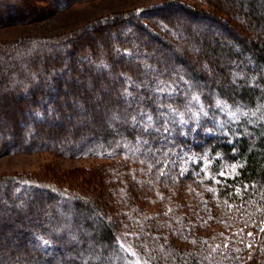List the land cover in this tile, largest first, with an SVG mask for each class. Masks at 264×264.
<instances>
[{
  "label": "trees",
  "instance_id": "trees-1",
  "mask_svg": "<svg viewBox=\"0 0 264 264\" xmlns=\"http://www.w3.org/2000/svg\"><path fill=\"white\" fill-rule=\"evenodd\" d=\"M34 1L0 0V27L43 15ZM198 1L211 12L181 3L187 21L166 27L150 10L0 42V154L109 162L82 179L0 176V264H264V0ZM167 104L187 123L169 113L164 134ZM141 108L160 131L131 123Z\"/></svg>",
  "mask_w": 264,
  "mask_h": 264
},
{
  "label": "rangeland",
  "instance_id": "rangeland-1",
  "mask_svg": "<svg viewBox=\"0 0 264 264\" xmlns=\"http://www.w3.org/2000/svg\"><path fill=\"white\" fill-rule=\"evenodd\" d=\"M69 2L63 9L54 12L48 5L46 6L47 2L44 3L41 0H37L35 3L41 7L42 11L40 14L43 15L26 20L28 22L23 24L11 23L1 26L0 42L10 43L29 38L41 40L43 38L70 35L85 27L93 26L103 19L111 20L125 16L130 18L135 14L143 15L150 10H154L150 13L151 17L158 21L161 26H165V21L169 19L178 18L181 22L187 21L184 11L178 7L181 3L192 6L197 12H211L212 10L209 5H205L198 0H74ZM158 14H161V21H159L160 15ZM190 22L191 25L201 23L197 18ZM230 22L232 23V21ZM144 25H149L148 20L145 19ZM200 25L202 27V24ZM93 35L91 32L89 37H93ZM144 36V39L147 40L148 34ZM174 51L177 53L182 50L177 48ZM204 51L199 48L195 53L187 51L185 52L186 55H184V52L180 53L185 58L190 57L193 59L197 56L200 59L205 56ZM155 54H158L157 57L162 55L161 53ZM124 61L127 62L126 60ZM98 112L102 111L98 110ZM92 114L94 117L97 116V112ZM100 164H109V162L87 157L65 158L49 151L0 154V176L35 174L42 176L46 180L65 181V172L69 176H80L82 179L90 173L91 168H95ZM113 174L115 175V171Z\"/></svg>",
  "mask_w": 264,
  "mask_h": 264
},
{
  "label": "snow or ice",
  "instance_id": "snow-or-ice-1",
  "mask_svg": "<svg viewBox=\"0 0 264 264\" xmlns=\"http://www.w3.org/2000/svg\"><path fill=\"white\" fill-rule=\"evenodd\" d=\"M180 79L183 80L184 78L180 77ZM184 82L188 83L187 81H184ZM126 83L132 84L133 82L131 81L130 78H127L126 79ZM135 86L136 87H140V85H138V84L135 85ZM189 90H191V85H189ZM153 91L155 93H157V94H163V93L166 92L167 95L171 96L175 92V88L171 84L164 85L162 81H157L156 86L153 89ZM123 94H124V96L126 98L131 96V93L128 92L127 89H125ZM192 102H196L197 104H199V95L198 94L193 93L191 95L190 100L188 101V104L186 105V111H188V112H190L192 114V119H197L198 120L199 119V115L201 113H203L204 115H207V113L204 111V107H203L202 104L200 105L199 112L193 111V109L191 107ZM220 105H221V102L218 100L217 101V106H220ZM159 107L160 108H165L166 107L167 110H168L167 113L164 112V111H159L158 112V115L160 117H164L165 118L164 125H163L164 134H167L170 131V129L168 128V120H167V116H168L169 113L178 118V120H173L172 121L173 123L178 122L181 125H184V124L187 123V121L184 119V113L177 111V109L173 108L171 104L159 105ZM224 107L226 108L227 106L225 105ZM230 115L233 118H236L235 113H231ZM138 117L140 119H138ZM112 118L116 119V120L120 119V117L117 116L115 113H113V117ZM131 123L134 126L139 125L140 127L143 128L144 131H148L149 129H153L155 131H160L159 128L155 127V121H154L153 115L151 113H149V112H146L143 108H141L136 115H132ZM138 142H139V140H138ZM49 243L50 242L47 241V240L43 241V244H45V245H48Z\"/></svg>",
  "mask_w": 264,
  "mask_h": 264
}]
</instances>
